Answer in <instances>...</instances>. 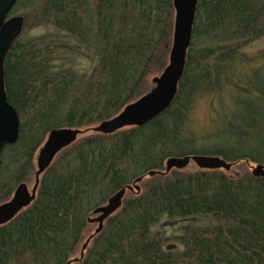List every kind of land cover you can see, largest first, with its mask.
<instances>
[{
    "label": "trees",
    "instance_id": "16d2710c",
    "mask_svg": "<svg viewBox=\"0 0 264 264\" xmlns=\"http://www.w3.org/2000/svg\"><path fill=\"white\" fill-rule=\"evenodd\" d=\"M28 1L48 33L17 41L5 63L8 100L29 123L3 152L0 169L8 177L0 189L21 182L52 129L90 127L132 102L165 33L166 0L163 6L120 0L122 14L119 0ZM260 11L264 0H202L171 108L143 127L79 141L54 163L32 206L0 226V264H67L88 214L139 176L164 170L170 156L214 154L264 164V84L242 90L241 108L212 148L182 149L191 144L184 125L192 97L210 89L212 74L226 75L232 59L264 34ZM68 52L75 58L67 59ZM76 59L90 65L79 70ZM251 103L258 108H244ZM159 180L107 221L80 264H264V179L217 170ZM168 222L183 235L170 238ZM169 240L181 249L165 248Z\"/></svg>",
    "mask_w": 264,
    "mask_h": 264
},
{
    "label": "water",
    "instance_id": "95a60500",
    "mask_svg": "<svg viewBox=\"0 0 264 264\" xmlns=\"http://www.w3.org/2000/svg\"><path fill=\"white\" fill-rule=\"evenodd\" d=\"M17 0H0V156L3 150L17 142L19 138L20 118L16 109L9 103L5 88V61L14 42L24 27L23 17H14L6 21L9 12ZM199 0H173L175 8V25L173 46L169 62L159 76L152 79L153 89L139 99L129 103L118 115L87 129L60 128L52 130L40 148L37 155V171L35 184L30 191L26 183L18 185L12 199L0 205V226L8 224L19 212L27 209L36 200L42 175L51 167L57 155L73 145L80 136L88 133L112 135L130 127H142L165 113L176 99L179 83L183 79L187 54L191 46L194 23ZM193 161L200 169L230 172L233 163L213 156L192 155L185 157H170L167 159L165 171L152 170L147 176H166L172 170H184ZM256 178H264V165L253 167ZM144 176L137 178L132 185H127L109 198L106 205L96 208L87 218L89 224H98L95 232L89 236L81 249L78 262L85 257V252L95 236L104 230L105 221L116 213L123 205L127 191L141 192L139 185ZM69 264H72L69 262Z\"/></svg>",
    "mask_w": 264,
    "mask_h": 264
},
{
    "label": "rangeland",
    "instance_id": "374dc122",
    "mask_svg": "<svg viewBox=\"0 0 264 264\" xmlns=\"http://www.w3.org/2000/svg\"><path fill=\"white\" fill-rule=\"evenodd\" d=\"M160 2L161 5L163 6L162 0L158 1V5H160ZM164 8L165 11L167 12V16H165L166 25L165 23L163 25V29L165 28L164 38H161L160 43H158L157 46L158 51L155 54V56L151 57L153 59L148 69L146 78L144 80L142 87L140 88V90H138L140 94L138 96L136 95L135 96L136 98L134 100L139 99L140 97L147 94L153 89L154 85L152 83V79L156 76H159V74L164 70V68L166 67L169 61V55L173 45L174 21H175V10L173 7V0H166V7ZM117 9L119 14L123 13V7L121 5L120 0L118 1ZM13 16H22L23 18H25L24 30L22 35L17 40L18 42L20 41L26 42L28 39L37 36L38 37L43 36L48 33L46 26L44 27L38 26L39 20L36 18L35 14L33 13V7L30 6L28 0H18V4L9 15V17H13ZM259 16L262 18L264 16V12L260 11ZM261 26L262 24L260 25V27ZM66 58L72 59L75 57H73V55H71L70 52H68ZM81 61L82 60L80 59H76L75 64L78 62L79 64H76L75 67L79 70L84 69L86 67L88 68L90 63L87 61H83V63H81ZM209 61L211 62L212 65L213 60L207 58L206 62L209 63ZM231 62H232L231 67L229 69L230 71L226 75L216 76L215 74H212L213 78L209 82L211 86L210 89L208 88L206 90V88H203V90L199 91L196 96L192 97V101L189 104L188 110L186 111V122L184 125V128L188 132L189 142L191 144H186L185 146L182 147V149H187L190 147L200 149V148H204V146L207 149L212 148L213 143L217 142L220 131L222 132L223 129L227 127L228 123L235 118V113L237 112V108H241L240 106H236V101H238L239 96L242 94V90L244 88H247L248 86L253 88L254 83L256 85L264 84V34L258 37L257 39H255L254 41H252L250 45L242 49V54H240L235 59H232ZM237 86H242V87H237ZM179 90H180V85H179ZM260 91L262 92V89H260ZM261 98L264 100V95H261ZM244 101H246V99ZM243 106L244 108H258L259 105L256 103H251L248 105L243 104ZM19 116L21 122L20 124V133H21V128H22L21 125L24 124L27 125L29 121L23 115L19 114ZM80 129H86V128L84 127ZM47 136L48 134L44 136L43 143L38 148L34 158L28 162V164L23 169V172L21 173L22 174L21 182L27 183L30 190L33 189V186L35 184V173L37 170V155L40 148L45 143ZM90 136L92 135L89 134L83 136L76 143H78L79 141L80 142L84 141L85 139H88V137ZM72 147L61 152L55 159L54 163H56L66 153H68ZM195 152L197 153L198 151ZM209 155H214V154H209ZM174 157H180V156L175 155ZM257 164L258 163L251 162L249 160L238 161L230 172H226L223 170L222 172L226 173L227 176H234L238 178L240 177L254 178L252 174V168ZM161 171H165V167L164 170ZM200 171H205V170H201L194 162H191V164L186 169L179 171L181 173H179L178 170H173L170 172L168 176L161 178H167V180L169 179L172 180L175 179L176 176L180 177L184 175H195ZM2 174H3V168L0 169V186L5 184L4 177H8L7 175H3L2 177ZM159 177L160 176H156L152 178L146 177L144 181L140 184L141 194L145 195L147 192H149V190L153 186L159 185L160 184ZM17 186L18 184H15L14 186L11 184V185H7V187L4 189H2L1 187L0 204L6 201L8 202L9 200L12 199L13 193L17 188ZM8 188L12 189L10 194H8ZM135 195H140V194H136L134 192H128L124 199V205L126 204V202L131 201L133 198H135ZM106 203L107 202L103 203L102 205ZM120 212L121 209L118 213L120 214ZM92 213L93 211H91V213H89L88 216H90ZM118 213H116L114 216H116ZM167 225L170 226L169 228H167V235L170 238L183 235L184 230L181 229L180 225L171 222H168ZM196 226H197L196 229L200 231L201 226L200 225L199 226L196 225ZM96 227H97L96 225L87 224V230L85 229L82 239L80 240L79 244L76 246V249L72 254L71 259L78 258L80 256L82 245L85 243L87 238L94 233ZM207 237H209V235H207ZM96 238L92 240L89 249L93 248V246L95 245L94 242ZM169 245H176L177 249H181L180 246L178 245V242H175L174 240H169L168 242H166L165 248H167Z\"/></svg>",
    "mask_w": 264,
    "mask_h": 264
}]
</instances>
